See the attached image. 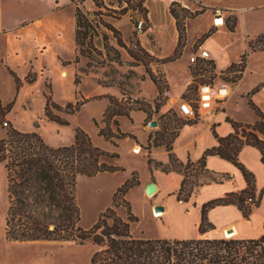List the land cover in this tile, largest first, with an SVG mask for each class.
Returning <instances> with one entry per match:
<instances>
[{
  "label": "rangeland",
  "instance_id": "obj_1",
  "mask_svg": "<svg viewBox=\"0 0 264 264\" xmlns=\"http://www.w3.org/2000/svg\"><path fill=\"white\" fill-rule=\"evenodd\" d=\"M58 1L0 0V29L8 30L0 33V99L3 105L12 104L6 118L21 131H37L51 146L72 144L76 129L81 128L90 135L95 145L107 152L118 153V156L105 160L121 166V170L78 176L77 199L84 228H90L99 215L112 206L117 188L135 177L139 183L131 187L126 195L120 196V205L116 207L118 215L127 218L125 201L130 203L132 212L138 217L137 221L131 223L133 236L151 239L196 238L187 237L189 231L184 226L156 214L155 207L151 212L157 191L149 195L146 188V191L143 190L144 184L155 180L156 172L161 170L151 168L148 159L150 156L162 160L151 156L148 144L143 145L141 139L132 133L136 123L133 116L117 118L121 131L130 135L117 139V144H114L99 134L101 128L107 127L103 113L109 104V97L113 96L123 106L133 108L131 114L139 110L147 112L144 129L151 130V134L158 137V142L164 139L168 141L179 132L182 123L194 122L171 106L175 103L174 90L188 83L183 94L190 95L202 80L227 83L231 87L232 97L223 111L236 121L252 123L256 114L249 104L248 92L244 94L240 90H246L256 81L260 82L261 86L255 85L251 89L254 93L250 98L258 107L264 106V49L262 43L257 41L258 36H248L243 40L242 30L236 33L221 30L205 43L210 36L204 40L203 35L210 29L195 36L207 26L209 19L191 20L187 30L189 17L175 50L163 55L169 51L173 27L167 20V14L152 8L157 25L153 27L147 0L141 6L138 4L140 0ZM77 7L96 26V33L84 47V55L75 37ZM173 8L180 17L189 15L177 4ZM209 13L213 19L218 18L216 11ZM141 20L145 25L143 32L139 33L136 26ZM105 23L114 27L119 34ZM200 47L208 49L216 58L211 59L204 68L189 63L191 51ZM228 62L230 64L223 67ZM247 66L250 67L249 72ZM168 72L173 82H169ZM15 75L20 80L19 87ZM77 78L79 83H76ZM155 78L158 83L154 82ZM29 79L35 80L30 83ZM49 94L60 106H53L51 110L67 123L51 120L46 115ZM83 100L86 103L77 111L71 112L73 108L66 107L68 103L76 104ZM157 106L160 107L155 114ZM163 108L166 112L161 114ZM135 115L137 117L138 113L135 112ZM151 119L157 120L158 125L151 127ZM110 127L117 131L118 126L113 121H110ZM5 135L6 129L0 127V138ZM137 146H140V152L136 151ZM7 186L6 169L0 164V264H91L97 247L90 240L78 244L72 240L8 239L5 228L9 206ZM261 192L264 196V185ZM253 212L249 219L246 218L248 224L244 231L251 235L246 238L264 235V223L259 214L253 216ZM231 235L226 231V237Z\"/></svg>",
  "mask_w": 264,
  "mask_h": 264
},
{
  "label": "trees",
  "instance_id": "obj_2",
  "mask_svg": "<svg viewBox=\"0 0 264 264\" xmlns=\"http://www.w3.org/2000/svg\"><path fill=\"white\" fill-rule=\"evenodd\" d=\"M143 1L140 0L139 6ZM176 4L174 2L171 5L170 11L176 18L179 38H182L186 19L203 13L206 7L196 11L182 7L189 15L180 17L173 8ZM226 21L229 29L234 31V18L232 22L230 18ZM105 26L119 34L110 24L105 23ZM95 28L93 20L77 7L75 37L83 55L86 52L84 47L96 33ZM214 32L215 30L210 29L203 35L204 40ZM257 41L262 43L263 50L264 33L257 37ZM208 62L194 66L200 65V68H204ZM15 80L19 87L20 80L16 75ZM34 80L29 79L28 82L32 83ZM79 82L77 78L76 83ZM154 82L158 83L156 78ZM197 86L198 83L192 93L196 92ZM165 87L168 88L167 84ZM253 93L254 91L249 92L247 96L250 106L257 115L256 121L244 123L227 117L234 131L222 136L214 126L218 144L207 148L197 160L189 158L183 161L173 151V142L179 132L172 135L170 140L164 139L161 142H158L156 135H150L147 145L149 150L152 147L165 146L169 152L168 162L158 161L149 156L150 167H156L166 173L177 172L183 175L177 192L179 200L188 201L201 186L223 183L231 178L228 173H220L207 167V158L211 155H218L232 162L242 171L248 183L247 188L243 190L229 192L223 197L204 203L201 207L200 236L190 239H151L133 236L131 223L137 221L138 217L132 212L130 203L125 201L127 218L119 216L116 207L120 205V196L126 195L131 187L139 183L135 177L119 186L114 193L112 206L102 212L90 228H84L81 225V210L77 199L78 176H95L100 172L121 170V166L105 160L118 156V153L107 152L95 145L90 135L81 128L76 129L72 144L51 146L37 131L26 132L17 129L6 118L12 104L3 105L0 99V127L6 129V135L0 138V164L6 169L8 182L6 237L19 241L72 240L78 244L90 240L97 247L92 255L91 264H264V235L258 238L204 236L215 227L208 218L209 211L215 206L235 204L243 216L249 219L253 209L260 205L262 192L255 201H248L249 197L255 196V177L239 159L243 147L253 145L261 150L264 161V111L250 98ZM187 96L183 94V97ZM85 103L86 100L78 101L76 104L68 103L66 107H72L71 112H74ZM53 106L60 108L49 94L45 107L46 115L51 120L67 123V120L53 113L51 110ZM159 107L157 106L155 113L159 111ZM132 110L133 108L123 106L117 98L110 96L109 104L103 113V121L107 127L101 128L99 134L114 144H117V139L129 136V133L121 131L117 118L130 117ZM110 121L118 126L117 131L111 129ZM184 124L182 123L180 128ZM162 136L164 137V134Z\"/></svg>",
  "mask_w": 264,
  "mask_h": 264
},
{
  "label": "crops",
  "instance_id": "obj_3",
  "mask_svg": "<svg viewBox=\"0 0 264 264\" xmlns=\"http://www.w3.org/2000/svg\"><path fill=\"white\" fill-rule=\"evenodd\" d=\"M189 1L192 3H190ZM56 2L58 3L59 1L56 0ZM174 2H176L177 5L181 7L188 8L191 11H196L198 9H201L202 7H206L205 11L197 15L196 18H189L186 24L188 30L189 22L191 20H199L203 17L208 18L209 23L207 24V26L195 36L198 37L204 31L215 28V32L213 33V35H211L205 41V43L210 41V39L216 36L221 30L235 33L238 30H242L243 40L245 37L259 36L264 33V0H147V6L150 10L151 22L153 23L152 25H154L153 27H157V25L153 19L154 12L152 8L156 9V11L158 12L162 11L163 13L167 14V20H169L171 27H173L172 42L168 45L169 51L164 52L163 55L170 54L172 51H174L179 39V31L176 24V18L171 14L170 11V7ZM210 11L217 12L218 18H221L222 20L221 24H215V19H213L210 15ZM228 18H230L231 20H233L234 18L235 20L234 31H231L228 27L226 21ZM22 25L24 26L25 22L22 23ZM153 27H151L152 30H154ZM6 31L8 30L0 29V33ZM202 48L205 49V47ZM192 52L194 51H191V53ZM210 57L211 59H216L211 52ZM230 62L225 64L223 67L229 65ZM247 70L249 72L250 67L247 66ZM168 78L169 82H173L169 72ZM243 81L244 79L241 81L240 85L236 87L235 92L241 86ZM187 85L188 83L179 85L173 92L175 103H173L171 106L174 107L178 112L179 100L182 98V94L184 93ZM255 85L261 86L262 84L256 81L246 90L242 89L240 91H242L244 94L247 92L249 93V91L253 89ZM230 97H232V90L231 95L224 102L221 108H216L210 113H205L203 118L198 121H194L193 123H185L184 125H182L179 130L178 136L173 142V151L181 160L186 161L189 158L197 160L203 155L204 151L207 148L218 144L217 138L214 135V126L216 131L222 136L228 135L229 133L234 131L232 123L227 120V117H230L231 115H229L228 112L223 111L225 105L230 100ZM260 108L264 111L263 105H261ZM135 112L138 113L137 117L136 115L134 116ZM165 112L166 109H161V114H164ZM131 115L136 122L134 127L132 128V133L136 134L138 138L141 139L143 145H147L149 143L150 135L152 132L151 130L144 129V122L148 117L147 112L139 110L134 111ZM255 116L256 120L257 115ZM154 118L155 117H153L152 119ZM254 121H252V123H254ZM159 130L160 129H158V131ZM150 155L159 157L160 160L166 162L168 161L169 152L165 148V146H158L152 147L150 149ZM239 159L245 165V167L254 174L255 194L256 196H259V194L261 193V188L264 185V161L262 160L261 150L256 146L246 145L241 150ZM207 167L220 173H228L231 175V178L224 181L223 183H211L202 186L191 196L188 202L179 200L177 198V192L183 180L182 174H179L177 172L165 173L162 171H157L155 180L147 181L144 184V191H146V186L152 181H154L157 185V193L155 194L154 201L151 204L152 207L150 208L151 212L157 205H163V212H154H156V214H162L161 216L169 222L179 223L180 225L184 226V228L189 231L187 237L199 236V226L201 223V206L204 203L212 199L223 197L229 192L243 190L248 186V183L242 171L232 162L221 158L218 155H211L207 158ZM263 204L264 196L262 195L261 204L259 207L255 208L253 216L259 214V217L264 223ZM208 218L215 227L207 231L204 234L205 237H224L226 231L231 228H235L237 231L235 235H233L234 237H251V235L246 234V232L244 231V227L248 224V220L243 216L242 211L235 204L215 206L209 211ZM259 234H261V232L258 233V235Z\"/></svg>",
  "mask_w": 264,
  "mask_h": 264
},
{
  "label": "built area",
  "instance_id": "obj_4",
  "mask_svg": "<svg viewBox=\"0 0 264 264\" xmlns=\"http://www.w3.org/2000/svg\"><path fill=\"white\" fill-rule=\"evenodd\" d=\"M218 18L215 19V24ZM221 19V18H219ZM145 22L141 20L136 26L139 33L143 32ZM211 60L208 49L202 47L192 52L190 63L196 65ZM264 89V85L262 86ZM231 95V87L227 83H215L211 81H202L198 83L195 93L183 97L179 100L178 110L180 114L189 120L198 121L203 118L205 113H210L216 108H221L224 102ZM258 196L249 197L248 201L253 202Z\"/></svg>",
  "mask_w": 264,
  "mask_h": 264
},
{
  "label": "water",
  "instance_id": "obj_5",
  "mask_svg": "<svg viewBox=\"0 0 264 264\" xmlns=\"http://www.w3.org/2000/svg\"><path fill=\"white\" fill-rule=\"evenodd\" d=\"M149 125L151 127H155V126L158 125V121L157 120H152V121H150ZM146 190H147V193L149 195L154 194L157 191V185H156V183L154 181H152L151 183H149L147 185V187H146ZM155 211L156 212H163L164 211V206L163 205H157L155 207ZM231 230H232V228L231 229H228L227 232H230Z\"/></svg>",
  "mask_w": 264,
  "mask_h": 264
},
{
  "label": "bare ground",
  "instance_id": "obj_6",
  "mask_svg": "<svg viewBox=\"0 0 264 264\" xmlns=\"http://www.w3.org/2000/svg\"><path fill=\"white\" fill-rule=\"evenodd\" d=\"M216 23H217V24H221V23H222V20L218 18L217 21H216ZM135 149H136V151H138V152L141 151L140 146H137ZM157 213H158V212H157ZM230 232L232 233L231 236H233V235H235V233H236L237 231H236L235 228H232V230H231ZM228 233H229V232H228Z\"/></svg>",
  "mask_w": 264,
  "mask_h": 264
}]
</instances>
